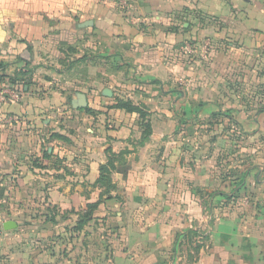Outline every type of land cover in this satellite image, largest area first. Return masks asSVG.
<instances>
[{
  "label": "rangeland",
  "instance_id": "rangeland-1",
  "mask_svg": "<svg viewBox=\"0 0 264 264\" xmlns=\"http://www.w3.org/2000/svg\"><path fill=\"white\" fill-rule=\"evenodd\" d=\"M128 5L122 0L117 6L124 9ZM198 15L180 22L181 28L190 23L191 33L184 38L185 42L182 40V50L177 48L172 53L177 62L190 65L189 74L180 65L173 83L158 85L155 91H142L137 81L128 78L120 49L106 51L105 56L101 37L87 46V39L91 38L85 29L78 40H73L81 49L80 54L72 55L64 64L48 63L47 72L31 58L35 78H42L40 84L44 76L54 75L55 79L44 83L52 91L45 90V86L39 91H24L26 83L33 82L18 76L19 71L13 69L20 66L12 64L8 75L19 82L12 83L7 78V83L19 85L23 91L19 101L0 103V264H67L74 258L80 259L79 264H87L85 257L78 258L86 253L85 249L90 251L91 257L87 259L94 262L95 249L111 246L110 234L119 228L118 212L129 219H142L149 212L137 213L135 207L143 212L145 209L135 202L136 192H128L121 182L114 180L118 188L113 193L116 197H104L101 204H116L117 210H107L103 216L95 214L83 233L73 231L74 213L55 224L47 220L50 214L81 212L88 203L99 200L101 190L83 174L80 166L84 165L78 164H84V159L96 161L103 154L106 162V149L110 146L116 152L125 148L140 151L147 146L155 157L172 151L190 173L192 194L200 196L197 207L165 206L161 210L162 216H177V211L184 215L181 218L193 216L191 221L188 219L189 226H181L175 233V251L186 253L187 262L182 260L183 264H199L200 252L212 250L216 237L213 239L212 233L213 237L208 238L207 231L211 225L219 228V209L223 207L219 202V168L225 178L239 184L230 195L234 196L236 213L240 217L248 215V202L255 196L253 177L237 182L239 178L230 175L229 169L231 162L236 163L240 176V168L259 163L264 155V131L249 133L243 128L245 124L237 125L238 120L244 123V115L254 116L264 109V41L255 48H240L242 55L238 58L236 48L228 44L239 45V40L223 39L226 43L219 47V35L214 28L206 29L213 22L218 29L219 20L205 22ZM136 19L128 20L132 24L138 21L133 25L141 28L152 25L151 22L144 26L147 21ZM197 21L205 28L199 30ZM113 68H117L116 74L109 78L108 69ZM78 92L87 95L92 113L72 106L71 100L77 98ZM117 97L145 107L152 134L144 144V121L137 113L111 108ZM223 149L229 155L222 154ZM46 150L53 153L51 161L43 158ZM72 187L78 188V193ZM93 191L95 199L87 196ZM7 220L17 221L18 227L4 230ZM103 234L107 235L105 244L100 242Z\"/></svg>",
  "mask_w": 264,
  "mask_h": 264
},
{
  "label": "crops",
  "instance_id": "crops-1",
  "mask_svg": "<svg viewBox=\"0 0 264 264\" xmlns=\"http://www.w3.org/2000/svg\"><path fill=\"white\" fill-rule=\"evenodd\" d=\"M119 1L122 0H0V63L7 65V74H10L13 63L20 66L13 70L28 71L22 77L33 83L25 85L24 91H39L41 86H45L44 83L47 84L55 77L53 74L44 76L45 79L40 84L42 78H35L31 58L37 63L40 62L47 72L48 63L64 64L72 55L80 54L81 49L76 47L73 40H78L80 32L85 29L88 30L87 37L91 38L87 39V46L95 44L96 37H101L104 39V55L106 51L120 49L123 52L122 59L127 64L128 78L137 81L142 91H155L158 85L173 83L180 65L189 74L190 65L185 61L177 62L172 55L177 48L182 50V40L191 33L190 23L186 22L182 24L183 28L180 27V22L186 17L198 13L205 22L219 20L218 29H215V22L207 24L206 29L212 31L214 28L216 35H219V47L226 43L223 39L239 40V45L228 44L236 48L238 58L242 55L240 48H255L264 41V0H124L129 4L124 9L118 8ZM129 18L147 21L144 26L151 22L152 25L146 28L137 27L133 24L138 21L132 24ZM90 21L93 24L87 25ZM197 22L201 30L204 25L201 21ZM156 38H161V43H155ZM116 69H108L109 78H113ZM57 72L61 73L63 70ZM47 89L52 91L48 85L45 86V90ZM243 119L244 123L238 120L237 125L242 127L245 124L243 128L247 132L264 131V109L254 116L244 115ZM141 148L140 151L132 149L128 156L131 168L127 177L115 173L114 180L121 182L128 192H136L135 202L143 204L145 209L143 212L135 207L137 213L149 212L142 219H129L122 212H118L116 218L119 228L115 234H110L111 246L108 248L106 244L105 247L95 249L94 254L90 253L93 254L94 262L87 259L91 257L88 255L89 249H85L86 253L82 256L78 255V258L85 257L87 264L187 262L186 253L183 255L174 249L177 240L175 233L181 226H189V220L193 216L181 218L184 215L178 211L177 216H162L161 210L165 206L195 209L200 196L192 194L191 175L172 151L155 157L151 151H147V146ZM222 154L229 155L227 149H223ZM105 156L103 154L95 158L96 161L83 157L84 164H78L84 165L80 167L91 182L98 177L99 165L105 162ZM229 160L233 158L229 156ZM246 165L240 168L242 175L238 176L239 166L231 162L229 170L237 169V172L231 171L229 174L233 177L236 175L239 178L237 182H246V179L253 177L252 189L255 196L248 202L250 211L247 216L242 217L236 213L234 196L230 195L235 192V188H239V184L230 182L225 178L226 174L221 172L222 168H219V202L223 206L222 210L219 209V228L215 224L208 229V238L213 237V234V239L216 238L212 250L200 252L199 264H264V155L259 163H251L248 167ZM163 174L164 177H161ZM72 189L78 193V188ZM95 194L93 191L87 196L95 199ZM116 206L104 202L96 214L103 216L107 210H117L114 209ZM106 236L103 234L101 243H104ZM79 260L74 258L68 260L67 264H79Z\"/></svg>",
  "mask_w": 264,
  "mask_h": 264
},
{
  "label": "trees",
  "instance_id": "trees-1",
  "mask_svg": "<svg viewBox=\"0 0 264 264\" xmlns=\"http://www.w3.org/2000/svg\"><path fill=\"white\" fill-rule=\"evenodd\" d=\"M7 68L8 67L6 64L0 63V85L3 83H7V78H10L6 72ZM27 72L28 71L21 70L18 72V76L22 77L26 75ZM10 80L12 83L19 82V80L15 77H11ZM26 85H28V83H26ZM111 108L121 109L128 113H137L140 115L141 119L144 121L143 125L145 127L142 135L143 143H141L144 144L145 140H147V138L152 134L151 125L149 121H147L148 114L145 111V107H143L141 104L134 103V101L131 99L117 97L116 102L111 105ZM84 110L87 113L93 112V109L89 106L84 108ZM131 152L132 151L128 148L116 152L111 146L108 147L106 149L107 161L99 165V174L95 182L93 183L94 187L101 190L99 194V200L95 203H88L87 208L83 209L81 212L66 211L62 214H50L47 215V220L55 224L60 219H68L69 216L74 213L76 215V221L72 226L73 231L78 232L79 234L83 233L86 230L85 228L87 227L88 222H90L91 219L95 217L98 207L100 206L101 202H103L102 198L105 197L106 199L111 200L116 197L113 193L116 192L118 188L116 182L114 181V174L121 173L124 178L127 177V174L131 168L128 159V156L131 154ZM43 158L51 161V159L53 158V153L46 150L43 153ZM38 167L45 168L43 165H40Z\"/></svg>",
  "mask_w": 264,
  "mask_h": 264
},
{
  "label": "built area",
  "instance_id": "built-area-1",
  "mask_svg": "<svg viewBox=\"0 0 264 264\" xmlns=\"http://www.w3.org/2000/svg\"><path fill=\"white\" fill-rule=\"evenodd\" d=\"M22 88L17 84L3 83L0 85V103L17 102L21 99Z\"/></svg>",
  "mask_w": 264,
  "mask_h": 264
},
{
  "label": "water",
  "instance_id": "water-1",
  "mask_svg": "<svg viewBox=\"0 0 264 264\" xmlns=\"http://www.w3.org/2000/svg\"><path fill=\"white\" fill-rule=\"evenodd\" d=\"M86 24L92 25L93 23L90 21V23L87 22ZM71 104L75 109H79V108L84 109V108L89 106L88 97L85 93L78 92L77 98L72 99ZM3 226L6 230H10V229L16 228L18 226V224H17V222H15L13 220H8L4 223Z\"/></svg>",
  "mask_w": 264,
  "mask_h": 264
}]
</instances>
